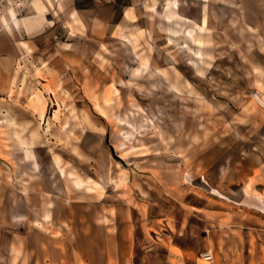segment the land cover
I'll list each match as a JSON object with an SVG mask.
<instances>
[{"label": "rangeland", "instance_id": "rangeland-1", "mask_svg": "<svg viewBox=\"0 0 264 264\" xmlns=\"http://www.w3.org/2000/svg\"><path fill=\"white\" fill-rule=\"evenodd\" d=\"M174 1L0 0V264H264V0Z\"/></svg>", "mask_w": 264, "mask_h": 264}, {"label": "crops", "instance_id": "crops-1", "mask_svg": "<svg viewBox=\"0 0 264 264\" xmlns=\"http://www.w3.org/2000/svg\"><path fill=\"white\" fill-rule=\"evenodd\" d=\"M173 3V2H172ZM171 2H169V3H167V7L170 5V4H172ZM174 5H177V6H179V1L178 0H175L174 1ZM162 17H164L163 15H162ZM13 20H16V15L14 14L13 15ZM3 123V122H2ZM30 151H32V150H30ZM28 154H29V158H33L34 157V155H33V152H28Z\"/></svg>", "mask_w": 264, "mask_h": 264}, {"label": "built area", "instance_id": "built-area-1", "mask_svg": "<svg viewBox=\"0 0 264 264\" xmlns=\"http://www.w3.org/2000/svg\"><path fill=\"white\" fill-rule=\"evenodd\" d=\"M205 260L209 262L213 260V256L211 255V253H206Z\"/></svg>", "mask_w": 264, "mask_h": 264}]
</instances>
